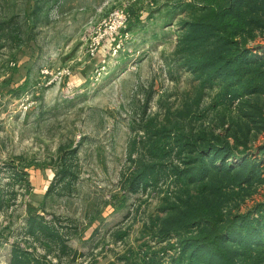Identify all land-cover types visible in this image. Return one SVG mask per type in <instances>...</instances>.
I'll return each mask as SVG.
<instances>
[{"label":"rangeland","instance_id":"1","mask_svg":"<svg viewBox=\"0 0 264 264\" xmlns=\"http://www.w3.org/2000/svg\"><path fill=\"white\" fill-rule=\"evenodd\" d=\"M220 1L0 0V264L29 213L67 219L68 244L80 254L72 264H170L161 250L168 240L157 234L174 188L132 193L123 182L149 120L190 131L197 148L198 137L228 141L234 167L238 155H250L257 179L222 188L218 199L222 213L256 214L264 122L251 115L258 105L264 119V95L224 97L174 56L183 25ZM117 10L128 15L124 25L112 16ZM253 36L247 46L263 52L264 29ZM70 150L78 178L68 191L54 182Z\"/></svg>","mask_w":264,"mask_h":264},{"label":"trees","instance_id":"2","mask_svg":"<svg viewBox=\"0 0 264 264\" xmlns=\"http://www.w3.org/2000/svg\"><path fill=\"white\" fill-rule=\"evenodd\" d=\"M205 8L206 13L183 25L174 52L179 64L202 85H219L224 97L264 95V51L249 48L246 40L264 29V0H221ZM252 110L257 123L264 122L261 108L253 105ZM139 131L144 136L137 140L141 153L129 156L132 166L123 182L132 193L149 187L159 190L163 184L174 188V202L165 205L166 216L158 227L159 242L168 240L162 256L170 264H264V203L256 205L255 215L232 214L221 212L218 199L222 188L250 185L257 179L250 155H238L240 163L234 167L227 163L236 155L228 141L198 137L202 145L197 148L190 131L157 129L150 120ZM75 157L70 150L61 158L54 184L62 190L69 191L78 178ZM13 174L29 183L25 172ZM50 192L49 187L46 194ZM2 203L0 199V208ZM65 220L29 213L19 237L10 243L8 264L74 263L80 254L68 244L71 227ZM169 250L175 255L169 256ZM155 259L150 264H157ZM120 260L127 264V257Z\"/></svg>","mask_w":264,"mask_h":264},{"label":"built area","instance_id":"3","mask_svg":"<svg viewBox=\"0 0 264 264\" xmlns=\"http://www.w3.org/2000/svg\"><path fill=\"white\" fill-rule=\"evenodd\" d=\"M112 16L114 17V19L118 22V25H124L126 23V20L128 18L127 13H125L124 11L120 10V11H114Z\"/></svg>","mask_w":264,"mask_h":264}]
</instances>
